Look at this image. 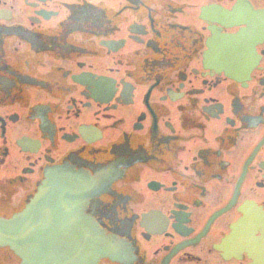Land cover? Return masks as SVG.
Masks as SVG:
<instances>
[{
	"label": "flooded vegetation",
	"instance_id": "obj_1",
	"mask_svg": "<svg viewBox=\"0 0 264 264\" xmlns=\"http://www.w3.org/2000/svg\"><path fill=\"white\" fill-rule=\"evenodd\" d=\"M55 167L97 264H264V0H0V220Z\"/></svg>",
	"mask_w": 264,
	"mask_h": 264
},
{
	"label": "water",
	"instance_id": "obj_2",
	"mask_svg": "<svg viewBox=\"0 0 264 264\" xmlns=\"http://www.w3.org/2000/svg\"><path fill=\"white\" fill-rule=\"evenodd\" d=\"M23 212L0 220V247H8L20 264H97L108 256L109 238L82 216L64 167L46 175Z\"/></svg>",
	"mask_w": 264,
	"mask_h": 264
}]
</instances>
